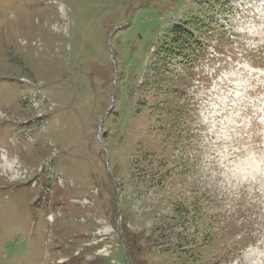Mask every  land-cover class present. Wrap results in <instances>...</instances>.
I'll return each mask as SVG.
<instances>
[{
  "label": "rangeland",
  "instance_id": "374dc122",
  "mask_svg": "<svg viewBox=\"0 0 264 264\" xmlns=\"http://www.w3.org/2000/svg\"><path fill=\"white\" fill-rule=\"evenodd\" d=\"M203 1L0 0V264H264V188L216 154L264 153V0Z\"/></svg>",
  "mask_w": 264,
  "mask_h": 264
},
{
  "label": "trees",
  "instance_id": "16d2710c",
  "mask_svg": "<svg viewBox=\"0 0 264 264\" xmlns=\"http://www.w3.org/2000/svg\"><path fill=\"white\" fill-rule=\"evenodd\" d=\"M204 4H206V6L208 5L210 8L214 10H216L218 6L220 8L219 10H223V11L226 9L227 6L229 7L228 4L226 5L224 3V0H206ZM204 4L200 6L201 7L205 6ZM218 24L219 23H212L211 17L207 18V16L202 15L199 18L190 21H185L180 25H174V27L171 29L169 36L165 40L163 46L160 47L159 49V53H161L162 59L164 60V66L170 65L173 62L177 63V61H185V63H188L187 60L189 56L194 55V53L192 52L195 46L200 44L199 40H201V36L209 32H212L214 34L213 31L216 30V27L217 28L219 27ZM152 175L154 176L155 173H152ZM181 210L183 212L180 214L181 216L179 218L186 217L187 214L190 212V210L187 209V207H184V205H183V209ZM179 218L174 219V217H172V220L178 221ZM148 242L151 243V245L153 244L152 239H148ZM203 242L204 240L200 242L202 246L204 245L210 246L211 244L210 241L208 242V245L205 244L206 242L205 243ZM183 244L178 243L176 249L178 247H181Z\"/></svg>",
  "mask_w": 264,
  "mask_h": 264
},
{
  "label": "clouds",
  "instance_id": "9594fccd",
  "mask_svg": "<svg viewBox=\"0 0 264 264\" xmlns=\"http://www.w3.org/2000/svg\"><path fill=\"white\" fill-rule=\"evenodd\" d=\"M240 149H229L226 145L219 147L217 156L222 183L235 187L238 184H255L264 188V153L245 152L233 157L232 152Z\"/></svg>",
  "mask_w": 264,
  "mask_h": 264
}]
</instances>
